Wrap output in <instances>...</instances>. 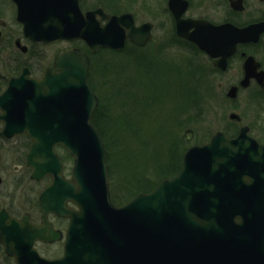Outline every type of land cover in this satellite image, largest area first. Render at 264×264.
Here are the masks:
<instances>
[{"label": "water", "instance_id": "1", "mask_svg": "<svg viewBox=\"0 0 264 264\" xmlns=\"http://www.w3.org/2000/svg\"><path fill=\"white\" fill-rule=\"evenodd\" d=\"M13 1L25 37L34 42L81 40L96 54L100 48L123 49L127 39L139 46L151 39V25L137 27L132 14L83 13L78 0ZM98 15L108 19L106 25ZM188 23L195 31L179 27L178 35L211 57L221 55L214 52L221 48L226 53L217 65L223 68L239 42L257 39V26ZM90 64L81 49L63 50L41 78H30L24 69L0 95L4 136L27 134L32 139L27 163L33 179L53 177L40 197V227L28 217L17 221L0 213V243L7 255L17 264H264L262 253L243 252L242 243L247 233L264 232V145L247 128L233 139L218 132L208 144L186 152L177 176L116 206L107 150L92 123L99 101L89 84ZM58 146L74 158L72 180L63 175ZM49 214L70 221L64 255L56 260L44 259L34 248L37 241L64 239L47 220Z\"/></svg>", "mask_w": 264, "mask_h": 264}, {"label": "rangeland", "instance_id": "2", "mask_svg": "<svg viewBox=\"0 0 264 264\" xmlns=\"http://www.w3.org/2000/svg\"><path fill=\"white\" fill-rule=\"evenodd\" d=\"M120 1L121 6H118V9H129L130 7L132 11L136 12L137 21L140 23L147 19H157L159 16L156 14L151 15L148 9L145 10L143 2H146V0H140L142 7L138 9L130 6V0ZM65 46L64 43L38 45L34 49L39 61L38 70H43L52 63L55 54ZM77 46L83 47L81 44H77ZM136 57L144 59V64L134 62L133 59ZM151 59H154L152 64ZM91 61V86L99 93L100 104L101 102L102 105L104 104L102 109L107 110L105 109L107 100L112 102V106L110 105L108 108L113 115L119 116V112H121L113 108V105L125 112H131L132 108L138 106V103L133 104L132 99H141L145 95L158 97L154 102L150 101L149 106L152 107L150 112L148 110V113L140 112L138 115L135 111L131 115L132 121L136 122V117H139L138 120L143 119L142 127H149L146 129V133L143 132L146 139L143 141L148 142L147 140H150L152 144L148 142L149 146L147 147L144 145L145 143L137 144L132 136L126 138L122 135V128L119 124L111 126L113 134L118 135L115 140L118 146H115L114 141L107 136L111 148L109 154L111 163L108 161L109 156L107 154L110 193L113 198L120 194L123 195L124 192V197L121 198L122 200L120 199L122 204L134 197V191L142 190L143 187L149 189L163 175L178 171L174 169L179 167L184 152L192 145L206 143L217 132L226 131L231 133L233 130L232 124L229 123L231 114L236 115V112H238L249 116L253 113L245 123L257 127L254 128L255 133L259 131L263 134L264 132L262 127L258 125L259 123L263 124L262 117L264 113L262 111L264 107L262 104L259 103V105L255 101H249V98L246 99V95H243L235 102L234 108L236 110H234L233 103L227 97L230 86L238 79L235 74L232 72L226 74L215 73L211 69L209 60L201 53L192 51L185 45H177L172 40L171 30H167L164 25L159 26L157 29L155 39H153L149 48L139 51L131 47L124 51L103 50L91 57ZM153 69L157 71L155 72L157 74L152 72ZM1 71L2 73L6 72L4 66L1 67ZM115 80L117 85L111 88V83ZM119 86L123 92L131 95L127 98L125 106L114 104V100L119 97H114L112 93L117 89L119 92ZM137 125L139 126L138 123ZM107 128V131L111 133L109 125ZM164 135H166L165 139L169 141L166 145V140L163 139ZM161 143V160L154 161V153L158 150L155 147L161 145ZM169 145L171 149H168ZM26 150L23 149L21 160H24ZM143 150H148V152L145 153ZM9 151L3 152L0 150V160L3 162L4 168V170H0L3 176V185L0 187V207L15 208L14 211L17 213H23L22 210L34 211L35 186L31 187V197L28 196L27 190L21 188L17 194L11 191V194L6 199L4 198V192L14 187L13 181L16 180L20 174L19 171H21L5 170L6 161L7 166H10L11 169L17 167L14 162L17 159L16 155L13 150L9 149ZM121 151H124V153L117 157L116 155L120 154ZM59 154L66 167L65 174L67 176L71 175L72 159L68 158L67 154L61 150ZM145 155L146 159L144 160ZM126 156H130L127 161H124V159L122 162L118 160ZM52 221L61 230L67 228V222L62 219L55 218ZM40 250L48 258H60L63 255V242L56 243L50 248L40 247ZM0 264L13 263L5 259L0 251Z\"/></svg>", "mask_w": 264, "mask_h": 264}, {"label": "flooded vegetation", "instance_id": "3", "mask_svg": "<svg viewBox=\"0 0 264 264\" xmlns=\"http://www.w3.org/2000/svg\"><path fill=\"white\" fill-rule=\"evenodd\" d=\"M78 1L80 9L84 13L101 10L106 15L132 14L136 26L145 24L151 25V39L144 47H139L128 40L125 49L131 47L139 51L149 48V45L153 39H155L157 29L159 26L164 25L167 30H171L172 40L177 45H185L190 48V50H194L199 54L201 53L209 60L212 67L211 69H213L215 73L226 74L227 72H232L235 74L238 79L228 90L229 93L230 89L237 88L235 95L234 97H231L227 93V97L233 103L234 110H236V108H234L235 102L243 95H246V99L249 98V101H255L258 104L260 103L264 107V0H146V2H143L145 10L148 9V12L151 15L156 14L159 16L157 19H147L141 23L137 21L135 15L136 12L134 10L132 11L130 7L129 9H118V6H121L120 0H91L89 2L88 0ZM130 6L134 7V9H138L139 7H142V4L140 0H130ZM99 19H101V17H99ZM193 21L199 22L207 28L210 26L221 27L231 25L237 29H246L249 27H253L255 29V26H257L258 33L255 35L257 39H249L239 42L236 45L234 53L225 57V66L223 68L220 65H217V63L224 57L222 54L226 53L225 51H222L221 48L214 49L215 53L221 52V55L211 57L209 54L199 49L196 44L178 36L179 27H182V29H185L188 33H193L195 31V27L188 23ZM106 23L107 21H102L103 25ZM62 43L66 46L58 52L67 48L75 47L77 43L84 46V43L82 42H60L57 44ZM38 45L44 44L33 42L24 36L23 24L18 20V7L15 2L13 0H0V95L6 90L12 79L22 75L24 69L29 70L30 78L37 79L43 75L45 69L54 64V58L58 52L52 59V63H50L43 70H38L39 61L37 59V55L34 53V49ZM25 48L26 50H24ZM2 66L6 69L5 73H2L1 71ZM262 112L264 113V108ZM251 114L253 115V113ZM250 115H242L238 112H236V115L231 114L229 116V123L232 124L233 130L231 133H227L226 131L224 133L227 137L232 139L236 138L243 128H247L249 135L257 142L264 145V132L262 134V132L257 131L256 134L254 128L257 127L252 125V128L250 124L245 123V121H248L251 118ZM262 118L263 124L259 123L258 125H260L264 131V115ZM3 130L4 124L0 121V150L3 152H10L9 149L13 150L16 158L18 159L14 160L17 164V167L14 169H11L10 166L8 167L6 161L4 166L5 170H21L19 171L20 174L17 176L16 180L13 181L12 179L14 187H12L9 191L4 192V198L6 199V197L11 194V191H14L17 194L21 188L27 190L28 196L31 197V187L35 186L36 199L34 201V211L22 210L23 213H17L14 211V207V209H12L6 206L0 207V213L6 212L10 217L18 221L28 217L33 225L41 226L43 223V211L40 206V196L47 187L52 185L53 177L46 175L40 180L33 179L32 175L34 170L27 164V156L31 148L32 139L26 134L16 135L13 138H7L4 136ZM209 140L206 143H208ZM24 148L27 150L24 155V160H21V153ZM58 150L60 151L62 149L58 148ZM0 170H4L3 162L1 160ZM1 185H3V176L0 171V187ZM14 192L13 194L15 195ZM55 218L57 219L55 215L50 214L47 219L56 229H59L52 221ZM64 221H66L67 224L69 222L68 220ZM242 243L244 244L243 252H255L256 254L262 253L264 258V232L258 235L255 241L251 239H244ZM250 243H252V246H250ZM54 245L55 243L49 244L37 242L35 244V249L45 259H56L46 257L40 250V247L44 246L50 248ZM0 251L4 255L5 259L11 261L13 264H17L13 257L7 255L4 246L1 244ZM245 255V258H247L248 256L246 253Z\"/></svg>", "mask_w": 264, "mask_h": 264}, {"label": "trees", "instance_id": "4", "mask_svg": "<svg viewBox=\"0 0 264 264\" xmlns=\"http://www.w3.org/2000/svg\"><path fill=\"white\" fill-rule=\"evenodd\" d=\"M103 51V50H102ZM133 61L134 62H137V63H139V64H144V62H145V60L144 59H141V58H134L133 59ZM147 61V60H146ZM150 62H151V64L154 62V59H151L150 60ZM150 71V70H149ZM153 73H155V72H157L156 70H154L153 69V71H152ZM163 71L161 70V73H162ZM160 73V74H161ZM155 74H157V73H155ZM151 80V79H150ZM151 82H152V80H151ZM117 85V82H116V80L115 81H112V83H111V88H113L114 86H116ZM147 87V86H146ZM93 88V87H92ZM110 88V89H111ZM94 89V91L98 94V96H99V93L97 92V90L95 89V88H93ZM122 88H120V86H119V92H118V89L117 90H114V93H112V95L114 96V97H119V98H117V100H114V104H116V105H118L119 104V106H125V103H127L126 102V100H127V98H129L131 95L130 94H127V93H125V92H123L122 90H121ZM121 90V91H120ZM139 91H140V89H139ZM117 94V95H116ZM116 95V96H115ZM135 95H136V93H135ZM143 95V94H142ZM126 96V97H125ZM137 96V95H136ZM158 99V97L157 96H149V95H145V97H143V98H141V99H137V98H134V99H132V102H133V104L135 105L136 103H138V106H135V108H132L133 110L131 111V112H125L124 110H122V109H119V108H117V107H115L114 105H113V108H116L117 109V111L118 110H120L121 112H119V116H115V115H113V113H111L110 111H109V106L111 105L112 106V102L110 101V100H107L106 102H105V109H107V110H104V109H102V108H104L103 107V105H102V102H101V104L99 105V107H98V109H97V111L95 112V114H94V116H93V124L95 125V127L98 129V131L100 132V134H101V136H102V138H103V141H104V143H105V146H106V149H107V151H108V156H109V154L111 153V148H110V143H109V141H108V138H107V136L109 137V139H111L112 141H114V145L115 146H118L117 144V141H115L117 138H118V135L116 136V135H114L113 134V128L111 127V126H113L114 124H119L120 126H121V128H122V135L123 136H126V138L128 137V136H132L133 137V139L137 142V144H139V143H145L144 145L145 146H149V143L148 142H150L151 143V141L150 140H147L148 142H144L146 139H145V137H144V135H145V133H146V129L147 128H149V127H142V122H143V119H141V120H138L139 119V117H136V122H134V121H132L133 119H132V113L133 112H135V111H137V113H138V115H139V113L140 112H142V113H148V110H149V112H150V108H152L151 106H149L150 105V101H152V102H154L155 100H157ZM110 99V98H109ZM160 99V98H159ZM151 102V103H152ZM141 109V110H140ZM147 111V112H146ZM117 117V118H116ZM155 117V116H154ZM131 121V122H130ZM137 123L139 124V126L137 125ZM109 125V129H110V131H111V133H109L108 131H107V126ZM144 130V131H143ZM143 132H145V133H143ZM119 133H120V131H119ZM165 137H166V135H164V138L163 139H165ZM144 140V141H143ZM166 140V142H165V145H166V143L168 144L169 143V141L167 140V139H165ZM152 144V143H151ZM161 147H162V143H161V145H159V146H157V147H155L156 149H158L157 151H155V153H154V156H153V159H154V161H160L161 160V157H160V149H161ZM170 148V145L168 146V149ZM171 149V148H170ZM145 153H147L148 152V150H143ZM124 153V151H121V153L119 154H117L116 156L117 157H119V155H121V154H123ZM147 155V154H146ZM146 155L144 156V160L146 159ZM107 156V157H108ZM183 157V156H182ZM130 158V156H126V157H123V158H119L118 160L119 161H121L122 162V160L124 159V161H127L128 159ZM108 161H109V163H111L110 162V156L108 157ZM146 162V161H145ZM120 163V162H119ZM181 163H182V158H181V160H180V165H179V167L178 168H175L174 170H180V168H181ZM178 171H175V172H172V173H169L168 175H163V177L158 181V182H156V183H154L149 189L147 188H145V187H143L142 188V190L141 189H138V191L136 190V191H134V194L136 195V194H138V193H142V192H145V193H147V192H151L153 189H155V187L159 184V182L161 181V180H163V179H167V178H171V177H173L175 174H177V172ZM121 192H123V190H121ZM134 195V196H135ZM124 197V192H123V195H119V196H114L113 198H112V200H113V202H114V204H116V205H122V199L121 198H123ZM121 199V200H120ZM124 202V201H123ZM124 204V203H123Z\"/></svg>", "mask_w": 264, "mask_h": 264}]
</instances>
